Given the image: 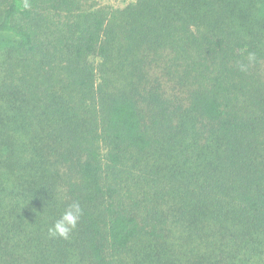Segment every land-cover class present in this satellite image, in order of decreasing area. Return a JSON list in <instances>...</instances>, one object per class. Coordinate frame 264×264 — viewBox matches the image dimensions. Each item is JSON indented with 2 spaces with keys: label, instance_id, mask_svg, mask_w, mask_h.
<instances>
[{
  "label": "trees",
  "instance_id": "1",
  "mask_svg": "<svg viewBox=\"0 0 264 264\" xmlns=\"http://www.w3.org/2000/svg\"><path fill=\"white\" fill-rule=\"evenodd\" d=\"M29 2L0 0V264H264V0Z\"/></svg>",
  "mask_w": 264,
  "mask_h": 264
},
{
  "label": "clouds",
  "instance_id": "2",
  "mask_svg": "<svg viewBox=\"0 0 264 264\" xmlns=\"http://www.w3.org/2000/svg\"><path fill=\"white\" fill-rule=\"evenodd\" d=\"M30 7L29 0H23L22 8ZM83 215V209L80 203L73 202L68 209L61 215L60 219L49 228V234L53 237L59 236L68 239L71 232L77 227V224Z\"/></svg>",
  "mask_w": 264,
  "mask_h": 264
},
{
  "label": "rangeland",
  "instance_id": "3",
  "mask_svg": "<svg viewBox=\"0 0 264 264\" xmlns=\"http://www.w3.org/2000/svg\"><path fill=\"white\" fill-rule=\"evenodd\" d=\"M136 0H99L102 5L113 6L115 8H123Z\"/></svg>",
  "mask_w": 264,
  "mask_h": 264
}]
</instances>
